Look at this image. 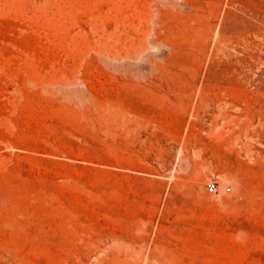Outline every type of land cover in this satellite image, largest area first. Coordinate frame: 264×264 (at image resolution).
<instances>
[{"label":"rangeland","instance_id":"374dc122","mask_svg":"<svg viewBox=\"0 0 264 264\" xmlns=\"http://www.w3.org/2000/svg\"><path fill=\"white\" fill-rule=\"evenodd\" d=\"M0 264H264V0H0Z\"/></svg>","mask_w":264,"mask_h":264},{"label":"built area","instance_id":"2783aa9c","mask_svg":"<svg viewBox=\"0 0 264 264\" xmlns=\"http://www.w3.org/2000/svg\"><path fill=\"white\" fill-rule=\"evenodd\" d=\"M216 189H217V184L216 183L209 182L207 184V191L208 192L213 193L214 191H216Z\"/></svg>","mask_w":264,"mask_h":264}]
</instances>
